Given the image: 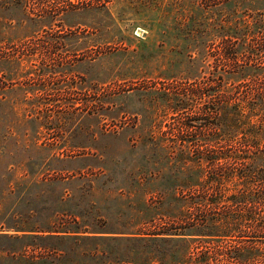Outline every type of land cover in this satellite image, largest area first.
<instances>
[{
	"label": "rangeland",
	"instance_id": "1",
	"mask_svg": "<svg viewBox=\"0 0 264 264\" xmlns=\"http://www.w3.org/2000/svg\"><path fill=\"white\" fill-rule=\"evenodd\" d=\"M262 38L264 0H0V264H264L192 220Z\"/></svg>",
	"mask_w": 264,
	"mask_h": 264
},
{
	"label": "trees",
	"instance_id": "2",
	"mask_svg": "<svg viewBox=\"0 0 264 264\" xmlns=\"http://www.w3.org/2000/svg\"><path fill=\"white\" fill-rule=\"evenodd\" d=\"M260 44V47L264 45V38ZM237 59L238 54H234L232 60L237 63ZM260 68L259 72L252 74V85L246 90V98L239 95L241 85H236L230 91L237 93L231 104L232 110L228 109L229 102L223 93L214 108L222 126L232 128L234 133L226 136V140L230 141L234 134L235 147L228 150L222 148L205 156L207 163H219V169L213 176L218 184L214 198L205 201L204 206L220 207L216 216L205 214L192 217L202 231H208L207 227L213 224L216 225L217 235L224 236L233 230L236 232L244 222L251 233L264 237V66ZM228 180L232 181L233 189L227 195L224 186ZM227 200L232 207L224 205ZM229 253L239 261L264 260V250L255 241L247 246H235Z\"/></svg>",
	"mask_w": 264,
	"mask_h": 264
}]
</instances>
